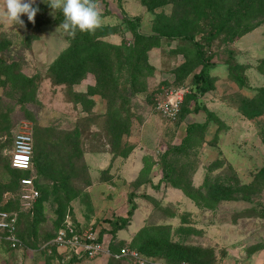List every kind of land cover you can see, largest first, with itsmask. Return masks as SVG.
<instances>
[{
  "label": "rangeland",
  "instance_id": "1",
  "mask_svg": "<svg viewBox=\"0 0 264 264\" xmlns=\"http://www.w3.org/2000/svg\"><path fill=\"white\" fill-rule=\"evenodd\" d=\"M45 2L37 0L46 6L34 17L39 26L22 14L21 27L7 18L0 0V38L8 41L0 52V65L8 66L6 74L0 69V208L7 202L20 208L23 185L6 188L14 131L26 123L33 139L40 132L58 144L44 149L42 172L32 164L20 173L33 187L46 184L48 195L37 220L19 217L18 232L30 229L29 244L10 249L0 231V264H137L106 253L75 259L49 246L66 220L81 232L97 231L108 250L129 247L144 226H161L170 240L204 251L192 263L264 264V187L247 193L234 183H250L264 166V0L249 7L247 0H223L210 8L202 0H164L153 10L141 0H93L101 23L90 35L101 41L97 48L107 55L110 73L106 65L101 71L90 66L69 87L53 83L48 68L72 35L62 27L61 11ZM159 16L168 20L169 36L144 58L127 19L135 31L151 35ZM196 43L211 62L204 94L192 93ZM26 80L32 100L11 90ZM174 87L186 92L179 115L168 120L155 101ZM88 88L97 92L85 110L72 93ZM229 184L233 192L225 198L218 188ZM121 217L127 224L113 229ZM142 255L144 264H187Z\"/></svg>",
  "mask_w": 264,
  "mask_h": 264
},
{
  "label": "trees",
  "instance_id": "2",
  "mask_svg": "<svg viewBox=\"0 0 264 264\" xmlns=\"http://www.w3.org/2000/svg\"><path fill=\"white\" fill-rule=\"evenodd\" d=\"M222 1L223 0H202V4L203 6L210 8V7L216 6L219 2H222ZM253 1L254 0H247L248 7L252 5ZM141 3L148 10H153L155 7L162 5L164 3V0H141ZM38 6L40 8V11H45L46 6L44 3L38 4ZM61 19L64 20V17L61 16ZM167 21H168L167 19H164V16H159V18H157L158 26L155 27L154 29L155 33L151 35H146V34H141L135 31L134 26L136 23L133 22L131 19H127V25L131 29L132 35L135 37L136 41L138 42V46H139L138 55H142L144 58H146V52L150 47L159 46L160 38L163 36H169L168 30H167V26H168ZM39 23L40 22H38V20H34V22L32 23V26L33 25L34 27L39 26ZM221 29H222V25L220 24L217 26V28L209 32V36L215 37L221 31ZM100 42L101 41L99 40V38L93 39L89 32L77 31L76 34L72 36L68 47L64 49L56 57V59L50 64L48 68V71L51 75V79L53 83L64 84L67 87L72 86L73 84H76L79 82L80 78L84 76L87 70L92 69L90 68V66H93V70L95 69V71H101L103 65H106L108 68L107 72L110 73V68L106 64L109 61L107 55L97 48ZM7 46H8V41L4 38H0V52L3 51ZM196 46H197L196 60H197V65L199 66V70L196 73H194L192 76V85L195 88V91L192 93L204 94L209 89V84L212 80L208 73V70L211 66V62H210L209 57L203 56V54L200 52L198 43H196ZM13 65L14 64L10 65V68L13 67ZM4 68H8V66L4 64L0 65L1 71H4V74H6L7 72H6V69L4 70ZM231 77L237 83L239 84L242 83L240 76L233 75ZM5 79H7V77ZM4 81L5 80L3 79L2 83H4ZM19 83L20 84L18 86L16 84H12V87H13L11 88L12 92L17 95L18 99L26 98V99L32 100L33 91L31 90L32 88H28L29 81L26 80V81H21ZM259 91H262V90L259 89ZM96 92L97 90H95V88H88L87 91L85 92L77 91V92H73L72 95L74 97V100L76 102L81 103L85 107V110H86L93 104L92 103L93 100L89 96L92 94H95ZM38 130L40 131L41 129L38 128ZM3 131H4V135L7 136V133L9 135L7 127H4ZM33 140H34V144H33L32 161L37 171L42 172L43 171L42 162L46 160L48 157V154L46 153V151H44V149L47 146L55 147L58 144H55V141L50 140L49 137L44 138L43 136H40V132ZM262 141L264 144V138ZM5 171L7 175L6 176V180H7L6 188L7 189H14L18 187L20 185V179L27 178L26 175H22L26 177L20 178L21 171L24 172L25 174L29 173V170L11 167L9 160H8V166L6 165ZM234 183L238 185V188L246 191L247 193H253L255 191H258L261 187H264V166L254 175V178L250 183L243 184L241 186H239V183L237 180H235ZM61 186H64V180L62 181ZM232 187H233L232 184L221 185L218 188V191L219 193L220 191L225 192L223 194L224 195L223 197L227 198L230 196V193L233 192ZM35 189L38 192V196L36 197L32 208L27 210L29 211L28 213H26L27 211H21L19 209L13 210V211H18L16 226H15V235L17 236L19 241L24 244H29L28 237L30 234V229L26 228L24 231L18 232V222L20 221L19 217L20 216L22 217L24 214L26 217H28L29 215L32 214L34 217L33 222L34 220H37L36 217L41 215L42 208H43L42 204L47 199V195H48V189H47L46 184L45 185L41 184L39 186H36ZM52 191L56 194L58 193L56 190H52ZM72 196L74 197V194H72ZM67 198L69 199V196L66 197V199ZM17 203L19 206L18 201ZM7 204L8 202L2 208H0V211H3V210L12 211V209L9 208ZM131 211L132 210H128L127 214L130 215L132 213ZM112 224H113V229H121L127 224V219L124 217H121L119 218V221L112 222ZM62 225L63 223L57 227L56 231ZM1 233H2L1 234L2 238L5 239L3 236L4 232H1ZM53 236L51 238H53ZM5 242L7 243V246L10 249H13L10 247L9 242L6 239H5ZM130 246H129L130 248L135 249L140 254L164 258L166 261H169L171 263H174V262L179 263L181 261L182 262L185 261L187 262V264H209V263L202 262V261H199L198 263H192L191 262L192 259L201 257L204 251L200 249L197 250L191 246L185 245L183 239L177 240V241L170 240L169 231L164 229V227H161V226L159 227L158 226H148V225L144 226L133 236V238L130 241ZM119 248L115 250H111V249L109 250L111 253H114V252H117ZM109 258L113 259L114 261L115 260L118 261V259L112 256H110Z\"/></svg>",
  "mask_w": 264,
  "mask_h": 264
},
{
  "label": "built area",
  "instance_id": "3",
  "mask_svg": "<svg viewBox=\"0 0 264 264\" xmlns=\"http://www.w3.org/2000/svg\"><path fill=\"white\" fill-rule=\"evenodd\" d=\"M186 90L183 87L169 88L158 96L155 101L156 110L168 120H175L180 113ZM33 135L31 129L25 123L17 128L11 141L9 150V162L13 168L30 170L33 164ZM23 185L19 194L20 210L27 211L32 208L38 196L37 190L32 185V179H20ZM17 211H0V231L4 232V238L11 248H17L21 242L15 235ZM49 246H55L68 250L72 257L93 259L99 255L108 254L116 259H131L137 264H144L146 258L133 248L121 246L117 252L111 253L103 243L102 236L97 231H79L70 221H64L58 228L53 238L48 241Z\"/></svg>",
  "mask_w": 264,
  "mask_h": 264
},
{
  "label": "clouds",
  "instance_id": "4",
  "mask_svg": "<svg viewBox=\"0 0 264 264\" xmlns=\"http://www.w3.org/2000/svg\"><path fill=\"white\" fill-rule=\"evenodd\" d=\"M47 4L61 11L64 17L62 27L69 35L74 36L77 31L91 33L100 26L101 13L93 0H48ZM38 11L37 0H4V14L21 27L24 26L22 14L29 22H34Z\"/></svg>",
  "mask_w": 264,
  "mask_h": 264
}]
</instances>
